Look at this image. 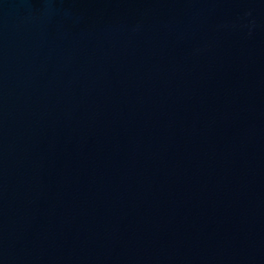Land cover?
Returning a JSON list of instances; mask_svg holds the SVG:
<instances>
[{
	"label": "water",
	"instance_id": "water-1",
	"mask_svg": "<svg viewBox=\"0 0 264 264\" xmlns=\"http://www.w3.org/2000/svg\"><path fill=\"white\" fill-rule=\"evenodd\" d=\"M0 264H264V0H0Z\"/></svg>",
	"mask_w": 264,
	"mask_h": 264
}]
</instances>
